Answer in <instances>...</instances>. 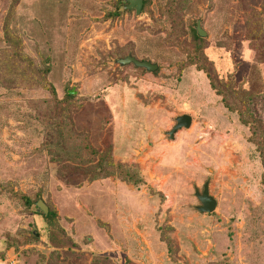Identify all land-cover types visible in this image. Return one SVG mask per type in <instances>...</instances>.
<instances>
[{"label": "rangeland", "instance_id": "rangeland-1", "mask_svg": "<svg viewBox=\"0 0 264 264\" xmlns=\"http://www.w3.org/2000/svg\"><path fill=\"white\" fill-rule=\"evenodd\" d=\"M127 5L0 0V264H264V0ZM189 57L248 125L170 140Z\"/></svg>", "mask_w": 264, "mask_h": 264}, {"label": "crops", "instance_id": "crops-1", "mask_svg": "<svg viewBox=\"0 0 264 264\" xmlns=\"http://www.w3.org/2000/svg\"><path fill=\"white\" fill-rule=\"evenodd\" d=\"M190 73H192V76L197 78L199 85L195 88V87H191L190 89H192L191 95H190V100H188L190 103L185 102V104H180L181 101H178V99L185 101L186 97H189L188 95L185 96V98L181 97L180 95L177 94V98H176V102L178 106H182L183 108H187L188 111L184 112L182 114H180V116L182 115H187L189 114V116L192 117V126L193 127L194 124L200 123V121H202L203 123H205L206 125H208V127H211L213 131L216 132L215 127L217 128L218 126L222 127H226L227 126V122L225 121V116L223 115V112H227L225 107L223 106V104L221 103V97H219L216 93H214L211 90V84L209 82V79L207 78V76L205 75V73L201 72V71H191ZM189 74V71H185L184 74L181 76V83H180V88L182 89L183 87V79ZM205 88L208 87L211 90V99L206 101L203 98L197 97L196 95L194 96V91L199 89V88ZM189 88V87H187ZM186 90L185 88H183L181 91ZM194 90V91H193ZM210 94V92H209ZM189 98V99H190ZM219 103V105H218ZM190 109V111H189ZM216 113H218V115L221 116L222 119H220L219 117L216 119V117L214 116ZM206 117L208 118V121L206 120H200V117ZM178 118V117H177ZM176 118V119H177ZM183 131H186V129L180 130L175 134V139L179 138L181 133ZM211 131V130H210ZM229 136V135H228ZM224 137V136H223ZM223 137L222 136H217L218 140L223 141ZM228 137H224V139H226ZM213 141H215L214 138H212ZM227 149V150H226ZM233 149V147H225L223 150L229 152V150ZM229 154V153H228Z\"/></svg>", "mask_w": 264, "mask_h": 264}, {"label": "water", "instance_id": "water-1", "mask_svg": "<svg viewBox=\"0 0 264 264\" xmlns=\"http://www.w3.org/2000/svg\"><path fill=\"white\" fill-rule=\"evenodd\" d=\"M128 5L125 7L128 10H135L136 15H140L143 9L144 0H127ZM197 33L200 38H206L207 32L202 28V21L198 20L197 22ZM116 64H119L122 67H126L129 65H134L137 68L146 69L150 73H155L159 66L157 64L152 63L149 60H139L134 56H128L126 58L117 59ZM192 126V117L189 115H182L176 119V125L169 132L170 140L175 139V134L183 129H190ZM196 197L201 203V206L198 207V211L202 214H212L215 212L218 202L217 200L210 194L209 183H206L204 186V191L202 193L199 190H196ZM38 209L43 211L45 215L48 214L49 209L43 200H39L36 203Z\"/></svg>", "mask_w": 264, "mask_h": 264}, {"label": "trees", "instance_id": "trees-1", "mask_svg": "<svg viewBox=\"0 0 264 264\" xmlns=\"http://www.w3.org/2000/svg\"><path fill=\"white\" fill-rule=\"evenodd\" d=\"M197 30V29H196ZM198 34V33H197ZM196 39H198V40H200L201 38L199 37V36H197L196 35ZM203 40V39H202ZM200 58V60H201V58L203 59V55H200V54H198L197 55V58ZM153 63V62H152ZM188 63L190 64V66H195V65H197L196 66V69L198 70V71H201V72H204L205 74H206V76H207V78L209 79V82H210V84L212 85V87L214 88V82H213V80H212V77H211V75H210V73L208 72V71H205L204 69V67H202V66H198V62H196L195 63V61H194V58H192V57H189V59H188ZM154 64H156V63H154ZM158 65V64H157ZM144 70H146V69H144ZM158 70H159V68H158ZM157 70V71H158ZM147 71V70H146ZM156 71V72H157ZM155 72V73H156ZM181 73H183V71L181 72ZM180 81H181V79H180ZM215 89V88H214ZM216 90V93H217V95L219 96V97H221V95H222V93H220V91H218L217 89H215ZM222 98V103L224 104V107H226L231 113H234V114H238L239 115V117H240V121H241V123L242 124H244V125H248L249 123L245 120V119H243V117H241V115H243L242 114V112L240 111V110H238L237 108L235 109L234 107H232L229 103H228V100L225 98V96H222L221 97ZM253 135H254V133H253Z\"/></svg>", "mask_w": 264, "mask_h": 264}]
</instances>
